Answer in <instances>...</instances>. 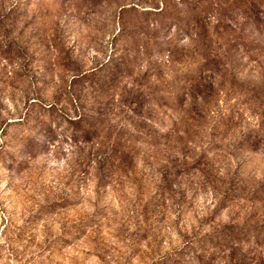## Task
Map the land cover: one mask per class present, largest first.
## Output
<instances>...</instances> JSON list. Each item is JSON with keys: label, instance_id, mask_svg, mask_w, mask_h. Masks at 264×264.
Returning a JSON list of instances; mask_svg holds the SVG:
<instances>
[{"label": "rangeland", "instance_id": "374dc122", "mask_svg": "<svg viewBox=\"0 0 264 264\" xmlns=\"http://www.w3.org/2000/svg\"><path fill=\"white\" fill-rule=\"evenodd\" d=\"M0 264H264V0H0Z\"/></svg>", "mask_w": 264, "mask_h": 264}]
</instances>
